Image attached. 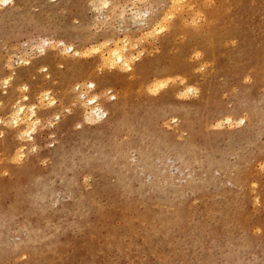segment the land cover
Returning a JSON list of instances; mask_svg holds the SVG:
<instances>
[{"label": "rangeland", "instance_id": "rangeland-1", "mask_svg": "<svg viewBox=\"0 0 264 264\" xmlns=\"http://www.w3.org/2000/svg\"><path fill=\"white\" fill-rule=\"evenodd\" d=\"M5 1L0 264H264V0Z\"/></svg>", "mask_w": 264, "mask_h": 264}, {"label": "bare ground", "instance_id": "bare-ground-1", "mask_svg": "<svg viewBox=\"0 0 264 264\" xmlns=\"http://www.w3.org/2000/svg\"><path fill=\"white\" fill-rule=\"evenodd\" d=\"M1 2H3L4 4L6 3V1L5 0H0ZM175 1V0H174ZM178 1H180V0H178ZM183 1V0H182ZM105 2V1H104ZM177 2V1H176ZM105 3H107V2H105ZM103 4V5H106V4ZM177 5V4H176ZM177 8V7H176ZM178 10V9H177ZM147 12V11H146ZM145 12V13H146ZM166 13V12H165ZM171 14V13H170ZM166 16H167V14H165ZM164 15V16H165ZM163 16V15H162ZM165 16V18H168V17H166ZM137 18V17H136ZM140 18V17H139ZM141 19V18H140ZM142 21V20H141ZM143 22H144V20H143ZM143 22H142V24H143ZM157 22V21H156ZM141 23V22H140ZM139 25V24H138ZM144 25H145V23H144ZM157 27H159V26H157ZM156 27V28H157ZM164 27V26H163ZM152 28V27H151ZM156 28H154V30L156 29ZM160 28V27H159ZM160 29H158L157 31H159ZM156 31V30H155ZM156 31V32H157ZM148 32H151V29H150V31H148ZM152 33V32H151ZM146 35H147V32H146ZM124 51H125V47H122V48H120V49H118V48H115V49H113V50H110V51H108V53H107V57H106V59L108 60V67L109 66H113V65H115V64H118L120 67H122L123 69H126V70H130V69H132V65H131V60H130V58H128L126 55H125V53H124ZM105 59V60H106ZM131 59H133V58H131ZM106 60V61H107ZM134 60V59H133ZM212 64V63H211ZM10 79V78H9ZM9 79L7 80H5L4 81V84L6 85H8V83H9ZM167 80H169V78H167ZM166 80V81H167ZM163 81V80H162ZM90 82V81H89ZM159 82V81H158ZM90 84V86L91 87H93L94 85H92V83H89ZM159 84V83H158ZM157 85V84H156ZM161 86V85H160ZM162 87V86H161ZM189 87V86H188ZM190 88V87H189ZM155 89V88H154ZM188 89V88H187ZM84 97V96H83ZM93 99L92 98H89V100H86V101H92ZM13 109H15V108H13ZM31 111H30V113H29V117H30V115H32L34 112L32 111L33 109H30ZM24 110H23V107L22 106H19V107H17V109H16V114H15V112H14V117L12 118V120H13V123H15V124H18V122H19V115L23 112ZM26 116V115H25ZM9 117H10V115H9ZM27 117V116H26ZM11 119V118H10ZM24 119V118H23ZM240 120V119H239ZM9 121H11V120H9ZM22 121V120H21ZM228 121H229V119H228ZM227 121V122H228ZM22 123V122H21ZM33 123V122H32ZM232 123V122H231ZM9 124V123H8ZM220 127V126H219ZM26 129V128H25ZM27 131V130H26ZM25 131V135L26 136H28V133H29V131H27L26 132ZM24 134V133H23ZM30 136V135H29Z\"/></svg>", "mask_w": 264, "mask_h": 264}]
</instances>
